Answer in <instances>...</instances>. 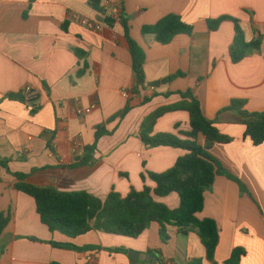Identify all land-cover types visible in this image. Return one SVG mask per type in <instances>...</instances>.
<instances>
[{
    "label": "crops",
    "instance_id": "0c3cea01",
    "mask_svg": "<svg viewBox=\"0 0 264 264\" xmlns=\"http://www.w3.org/2000/svg\"><path fill=\"white\" fill-rule=\"evenodd\" d=\"M101 7L104 14L89 0H0V213L12 216L0 237V264H133L117 250L161 258L163 264H211L196 234L184 236L168 227L170 240L163 243L157 223L137 239L101 232L76 239L53 234L41 222L35 200L14 188L13 174L20 173L32 185L87 192L103 201L113 190L123 197L132 188L154 190L156 184L149 177L144 182L142 175L169 171L187 152L146 147L139 138L141 125L159 108L179 103L177 93L188 90L204 116L232 138L229 144H214L210 153L256 201L223 176L205 193V207L197 217L218 225L215 263L225 264L235 249H243L240 264H264V143L256 147L245 137L246 127L235 112L221 113L235 99L246 100L249 112H264V0H101ZM113 7L129 18L131 37L145 51L147 83L185 76L134 95L132 57L122 25L95 31L81 24L83 19L103 23ZM172 14L194 28L192 35H178L163 45L154 35L143 34L144 27ZM225 16L239 21L247 43L261 41L260 51L238 64L231 58L234 23L223 22L215 32L208 28V20ZM27 87L37 93L31 105L10 99L23 96ZM155 92L158 96L142 105ZM168 93L172 95L165 97ZM127 105L131 111L107 126L113 134L99 141L92 162L72 168L95 144L96 127ZM190 130L189 114L180 111L161 117L154 133ZM52 134L54 153L47 140ZM198 143L205 146V137L200 135ZM155 200L171 210L180 206L177 193ZM50 242L99 250L76 253Z\"/></svg>",
    "mask_w": 264,
    "mask_h": 264
},
{
    "label": "trees",
    "instance_id": "16d2710c",
    "mask_svg": "<svg viewBox=\"0 0 264 264\" xmlns=\"http://www.w3.org/2000/svg\"><path fill=\"white\" fill-rule=\"evenodd\" d=\"M89 5L100 13H105L101 7V0H89ZM104 23L113 27L120 23L124 29L125 38L128 42L132 57V69L135 75L134 95H141L147 89L158 88L161 84L171 83L185 74L179 73L166 78L163 81L147 83L144 73L146 54L143 48L132 39L129 18L119 12L118 18L106 16ZM231 21L235 25V39L231 48V58L234 64H238L247 56L259 52L261 41L247 43L239 21L225 16L217 20H208V28L211 32L217 31L221 24ZM194 28L182 21L177 15H168L154 26H146L142 32L144 35H154L156 41L163 45L169 44L178 35H192ZM86 67V65H85ZM84 67V68H85ZM84 74V69L79 76ZM181 101L177 104L159 108L150 114L142 123L139 138L148 148L169 147L181 149L187 154L181 157L175 166L162 174H143L145 182L149 177L156 188L152 190L145 186L141 192L131 189L128 196L123 197L114 190L106 200H101L87 192H64L52 187H39L27 182L28 175L13 174L17 179L14 188L32 197L37 206V212L41 222L48 227L51 233H60L68 238L76 239L90 232H101L110 235L123 236L137 239L143 235L153 223L160 226V238L163 243L170 240L168 227H176L179 234L188 236L196 234L206 250L207 260L215 263V253L219 246L220 232L216 221L212 219L200 220L197 214L205 207V193L209 191L217 176H223L237 183L241 194H250L247 186L224 168L210 150L214 144H229L232 138L223 135L216 127V121L207 119L202 111L201 103L192 90L177 93ZM168 93L165 97H170ZM158 94L155 92L151 97H145L142 105L150 103ZM25 101L23 96L12 97ZM246 100H232L231 104L222 112H235L241 123L246 127L245 137L250 138L258 147L264 143V112H249L245 109ZM131 111V106L108 119L103 125L96 127L95 144L86 148V154L78 159L72 168L89 165L93 160V154L97 149L99 141L103 137L111 136L113 132L107 126L117 120L122 121ZM187 112L190 117L191 130L175 134H155L154 129L157 121L173 112ZM34 113V112H33ZM206 139L205 146L198 143L199 136ZM48 147L54 153L53 134L47 135ZM7 165V162L2 163ZM177 193L180 197V206L171 210L164 204L158 203L155 197H166ZM11 212L0 213V237L4 234L11 222ZM37 241L36 239H31ZM55 248L84 253L95 246L78 247L69 243L50 242ZM123 250H117V253ZM128 252L126 251L125 254ZM246 253L243 249H235L232 256L225 264H240ZM162 262L163 260L159 258ZM190 264H203L201 260H194Z\"/></svg>",
    "mask_w": 264,
    "mask_h": 264
},
{
    "label": "built area",
    "instance_id": "2783aa9c",
    "mask_svg": "<svg viewBox=\"0 0 264 264\" xmlns=\"http://www.w3.org/2000/svg\"><path fill=\"white\" fill-rule=\"evenodd\" d=\"M119 12H120L119 8L113 7L110 9V12L107 15H105V17L110 16V17L118 18ZM81 24L84 27L95 31H101L106 26L104 22L96 23L86 19L81 20ZM125 95L127 96L128 93H125ZM23 97L25 100L24 102L27 103L28 105H31L32 101L37 98V93L31 87H27L23 91ZM90 261H92V259Z\"/></svg>",
    "mask_w": 264,
    "mask_h": 264
},
{
    "label": "water",
    "instance_id": "95a60500",
    "mask_svg": "<svg viewBox=\"0 0 264 264\" xmlns=\"http://www.w3.org/2000/svg\"><path fill=\"white\" fill-rule=\"evenodd\" d=\"M129 258L132 260V263L135 264L136 261H146L148 264H163L157 258H152L151 256L141 254L139 252L130 251L128 254Z\"/></svg>",
    "mask_w": 264,
    "mask_h": 264
},
{
    "label": "rangeland",
    "instance_id": "374dc122",
    "mask_svg": "<svg viewBox=\"0 0 264 264\" xmlns=\"http://www.w3.org/2000/svg\"><path fill=\"white\" fill-rule=\"evenodd\" d=\"M251 200H253L254 202H256L255 199H254V197L251 198ZM130 251H132V250H129L127 254H125V251H123V252H121V253H124L125 255H128Z\"/></svg>",
    "mask_w": 264,
    "mask_h": 264
}]
</instances>
